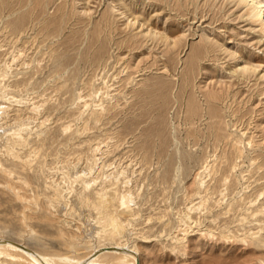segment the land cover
I'll return each instance as SVG.
<instances>
[{
  "label": "rangeland",
  "instance_id": "rangeland-1",
  "mask_svg": "<svg viewBox=\"0 0 264 264\" xmlns=\"http://www.w3.org/2000/svg\"><path fill=\"white\" fill-rule=\"evenodd\" d=\"M7 97V125L37 117L20 124L36 156L0 153V238L64 260L99 225L97 247L126 233L140 264H264V35L237 1L0 0ZM69 163L94 169L85 237L53 209Z\"/></svg>",
  "mask_w": 264,
  "mask_h": 264
},
{
  "label": "bare ground",
  "instance_id": "bare-ground-1",
  "mask_svg": "<svg viewBox=\"0 0 264 264\" xmlns=\"http://www.w3.org/2000/svg\"><path fill=\"white\" fill-rule=\"evenodd\" d=\"M229 1H232V2L237 1L240 6H243L244 9H245V18L247 19V21L250 22L253 25H257L260 28V32L264 35V0H229ZM19 6H20V4H19ZM130 23H131V21H130ZM142 25L144 26L145 23L142 24ZM156 33H158V32H156ZM152 35H153V33H152ZM158 38H160V37H158ZM161 39L164 40L165 42L170 40L169 36H166L164 34L161 35ZM169 42H171V41H169ZM178 42L174 43L175 48L180 46L179 45L180 43H178ZM170 45H171V43H170ZM177 45H179V46H177ZM248 64H250V62H248ZM243 67H244L245 71L257 69V67H255L253 64L252 65L250 64V66L246 65V64H243ZM242 71H243V69H242ZM248 73L250 74V71ZM251 73H252V71H251ZM6 92H8V91H6ZM4 94H6V93H4ZM2 100H3L2 102L0 100V130H2V131H0V133L3 134V131H4L7 134V137H5L7 139L5 140L6 141L5 143L1 142L3 144L0 145V153H1V155L3 157H5V159L6 158L12 159L13 161H16V163H18L19 161H21L22 164L23 163L26 164L29 161H31L30 163H32V159L36 156L35 155L36 153H34L35 151L28 150V148H29L28 145H25V143H22V142L27 141V138L30 135V134L29 135L26 134V129L29 128V127H26V129L24 131L25 127L22 128V126L20 124L23 123V126H24V124H28L31 127V126H33L35 124V122L37 120L36 119L37 117H33V116H31V117L30 116H19V120L18 121H20L21 123L17 121L15 123L11 124L12 123L11 122L12 120H11V121L8 122L11 125H7L5 119H7V121H8L10 117L12 118V116H10L11 112H9V108L11 107V109H12L14 104L19 105V102H16L15 100L13 101V99H9L8 97H7V99L5 98V99H2ZM11 109H10V111H11ZM39 112H40L39 108L37 106L33 105L32 108H31V113L39 114ZM3 121H5L6 125L3 124ZM43 125H44V123H43ZM0 137H1V135H0ZM77 158L79 159V157H77ZM81 158L82 157H80V161H81ZM70 161H72V160H70ZM78 161L76 160V162L79 163V165H80V162H78ZM100 161H101V159H96L94 161L96 163L95 166H97ZM77 163L74 164L75 166L74 165L72 166L69 163L70 164L69 167H68V164H67V168L69 169L67 171L69 173L70 181H71V183H70L71 185L70 186L66 187V183H65L66 178H65V176L62 178L61 182L57 183L56 181H53L54 182V187L57 190L56 191L57 192L56 195H57V200H58L57 203L59 204V206L56 205V206H58V208L55 205L54 206L52 205V206H53V209H55V212L59 214V216L61 215L62 217H66V220L63 219L62 222H63L64 226H66V228L68 230H72V231H76V232L81 233V229L76 225L77 223L75 221H76L77 218L79 219L82 216L85 220L83 219V220H81V222H83L82 224H83V226L85 228V233H87L88 231H90L89 227L91 226V224L95 223L96 219H95V216H94L95 215L94 212L97 211V210L99 212V208L100 207L98 206L99 208H97V206H95L94 203H91L90 201L86 202V201H84L83 199L80 198L79 191L82 188L81 187V180H82V178L84 176H88L90 174H93L94 169H90L89 172L87 171L88 168L85 171L79 170V168H78L79 166H78ZM62 164L63 165L61 167H63L64 170H65L66 169V165L64 166V163H62ZM63 168H60V169L63 170ZM80 169H81V167H80ZM5 171H6L7 174H9V176L11 175L10 171H8V170H5ZM15 179H17V178L15 177ZM91 180H93V182L95 181L93 178H91ZM84 182H86V181H84ZM90 184H91V182H89L87 180V182H86L87 187H89ZM127 190H128V188H127ZM19 196H20V193H19ZM134 204H135V199H134V195H133L132 191H129L126 195L122 196V198H121V206L124 209H126V210L128 209L129 210V209L133 208ZM101 212H102V210H101ZM101 212H100V215L102 214ZM77 215H78V217H77ZM69 218H71V219L73 218V222L69 221L68 220ZM74 222L76 224H74ZM110 222H112V221H110ZM110 222H108V223L110 224ZM111 225H112V223H111ZM127 226H128V229H129L130 223H128ZM80 227H81V225H80ZM100 227L101 226H99V225H97L96 229H93V227H92L91 231L92 230H94V231L93 232L90 231V233H93L94 235L92 234V235L86 236V238H84V239L89 238V240H90V247H91V251L90 252L84 254V256H82V257L77 256L76 258H74V257L73 258H65L64 260L58 259V258H53V257H50V256H46V255H44V254H42L40 252H37V251H34V250L28 248L24 244L11 242V241H8V240L0 238V264H140V263H138L139 252L136 249H132L129 246V244H128L127 240H126V238H127V234L126 233L121 234V236H123V237L122 238L120 237L121 240H122L121 241L122 243H120V244H117V245L111 246V247H101V248L97 247L96 244H95L96 239L102 233L100 231ZM104 229H106V227ZM76 232H75V234H76ZM75 234H73V235L74 236H78V235H75ZM81 234L83 235V232ZM76 238H78V237H76ZM80 238H81V236H80Z\"/></svg>",
  "mask_w": 264,
  "mask_h": 264
}]
</instances>
